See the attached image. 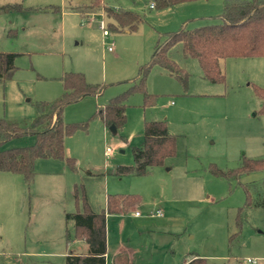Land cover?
I'll use <instances>...</instances> for the list:
<instances>
[{
    "label": "rangeland",
    "instance_id": "1",
    "mask_svg": "<svg viewBox=\"0 0 264 264\" xmlns=\"http://www.w3.org/2000/svg\"><path fill=\"white\" fill-rule=\"evenodd\" d=\"M227 1L199 0L161 11L150 8L152 0H105L116 10L142 17L131 33L109 29L111 21L103 13L83 19L68 10L71 0H57L62 17L32 20L17 34L9 33L11 28L3 32L7 19L0 17V52L18 55L13 76L0 81V119L31 124L37 102L62 95L64 73H80L87 83L105 86L100 96L64 109L66 123L87 124L65 143L77 171L64 161L42 159L30 184L22 175L0 172V264H63L69 249L82 252L87 246L66 244V232L74 236L75 229L65 214L83 212V198L101 213L108 195L116 194L138 196L140 203L124 214L108 215L107 259L124 243L141 250L137 264H180L188 252L206 264H249L248 259L264 264V172L230 181L214 174L215 169H237L245 157H264V113L256 94V88H264V57L220 60L224 80L215 82L178 45L169 57L183 71L182 80L159 67L147 78L155 105L146 106L143 93H132L126 125L116 135L95 116L130 90L162 34L184 24L188 29L220 24ZM102 23L110 31L108 38ZM112 42L114 51L109 52ZM150 121L166 122L176 153L144 175H118V167L135 165L134 148L144 143V124ZM35 140L32 135L15 138L3 149L29 147ZM107 148L113 153L106 154ZM246 188L252 204L240 214L238 229ZM157 211L162 215L155 216Z\"/></svg>",
    "mask_w": 264,
    "mask_h": 264
},
{
    "label": "trees",
    "instance_id": "2",
    "mask_svg": "<svg viewBox=\"0 0 264 264\" xmlns=\"http://www.w3.org/2000/svg\"><path fill=\"white\" fill-rule=\"evenodd\" d=\"M194 1L199 0H152L153 8L161 11ZM54 9L61 10L59 7ZM70 9L85 18L103 13L111 21L109 29L112 30L131 33L143 22L139 14L130 10H116L107 6L105 0H75ZM219 19L221 23L218 25L188 29L184 24L176 32L162 34L153 49L150 61L140 68L130 90L113 98L95 116L100 117L106 128L114 126L119 132L126 125V101L132 93H143L145 105H155V98L147 92V78L154 67H159L182 80L183 71L169 57L170 51L178 45H182L184 56L197 59L204 75L215 82L224 80L219 68L220 60L264 57V0L227 1ZM17 57L15 53L0 52V81H7L13 76ZM60 81L63 86L62 95L52 102H37V116L31 124L0 119V172L22 175L26 183L30 184L36 176L35 164L42 159L64 161L72 171H77L76 160L66 155L65 143L69 136L80 128L87 127V124L66 123L63 118L64 109L87 96H100L105 86L87 83L85 76L80 73H64ZM256 94L262 101L261 112L264 113V88H256ZM28 135L36 139L32 146L3 149L13 139ZM175 153L176 139L169 134L166 122H146L144 143L134 148L135 165L118 167L117 174L144 175L153 167L162 166L166 158ZM261 171L264 172V157H245L237 169L228 172L215 169L214 174L230 181ZM245 191L246 204L239 209L236 220L238 229L242 228L240 214L252 204L248 189ZM82 201L83 212L66 215V221L73 222L75 226V235L68 232L67 240L69 243L74 239L84 240L89 245V251L86 254L70 253L63 264H106L107 214L126 213L140 203V198L131 195H108L106 210L101 213H95L85 198ZM233 238L234 235L230 241ZM128 261L126 253H120L114 259L115 264H128ZM190 264H206V261L199 258Z\"/></svg>",
    "mask_w": 264,
    "mask_h": 264
},
{
    "label": "crops",
    "instance_id": "3",
    "mask_svg": "<svg viewBox=\"0 0 264 264\" xmlns=\"http://www.w3.org/2000/svg\"><path fill=\"white\" fill-rule=\"evenodd\" d=\"M74 1L75 0H71L70 5L68 7V10L73 12V13L78 14L83 19L87 18V20H88L89 17L85 18L80 13L74 12L70 9L72 4L74 3ZM56 3H57V0H0V17L3 15V17L7 19V25L4 28H2V31L6 32L7 28L8 29L11 28L9 30V33H13L15 31L17 34L18 29L22 32H25L27 29L25 24L31 22L32 20H35V19L38 20V18H40L39 21H41L43 17H49L52 14H55L57 16L62 17L65 12H63V9L61 7H59L61 9L60 11L55 10L54 8H58V6L55 5ZM106 5L109 6L107 3H106ZM152 5H153V2H151L150 8L154 9L152 7ZM3 32H2V34H3ZM106 129H108V128H106ZM112 152H113V150H112ZM66 155H67V152H66ZM55 161H60V160H55ZM106 206H107V202H106ZM137 212H135V214H134L135 216H136ZM68 213H75V212H67L65 214V220H66V215ZM121 214H124V213H121ZM108 215H120V214H107V216H106V241H107V236H108V230H107V228H108V223H107ZM154 215L157 216L156 214H154ZM139 216H140V213H139ZM136 217H138V216H136ZM71 223H73V222H71ZM73 226H74V224H73ZM74 229H75V226H74ZM67 234H68V231L66 232V244L67 245L71 246L72 244H74L76 242H83L87 246H83L84 251H82V252L72 251L68 248L69 251L66 254V256L69 255L70 253H74V254H86V253H88L89 245L84 240L74 239L71 243H69L67 240ZM136 237H138V235H136L135 238ZM162 243H165L164 245L166 246V242L163 241ZM151 245L154 247L155 246L154 242ZM149 246L150 245H148V249H146V251H148L150 249ZM116 250L117 251L114 253L113 257H111L110 259H107V255H108V242H107L106 264H115L114 263L115 256L120 254V253H126L127 254V256L129 258L128 264H137L136 259L138 258L139 254L141 253V250L138 247L132 246L130 244L127 245L124 243H120V245L118 246V248ZM144 253L145 252H143L141 255H143ZM150 256L152 258L154 255L151 254ZM151 258L148 260H151ZM199 258H201L199 254L188 252L186 255H183L181 257V260L179 261V263L180 264H190L192 261L199 259ZM247 263H248V261H247ZM149 264H152L151 261H149Z\"/></svg>",
    "mask_w": 264,
    "mask_h": 264
},
{
    "label": "built area",
    "instance_id": "4",
    "mask_svg": "<svg viewBox=\"0 0 264 264\" xmlns=\"http://www.w3.org/2000/svg\"><path fill=\"white\" fill-rule=\"evenodd\" d=\"M152 7H154V5H152ZM91 16H95V15H91ZM90 18V17H89ZM101 28H102V30H103V35H104V37L105 38H108V37H110V31L108 30V29H106L105 28V26H104V24L102 23L101 24ZM108 51L109 52H113L114 51V42H112L111 44H110V46H109V48H108ZM113 152H112V149H110V148H107V150H106V154H112ZM156 215L157 216H161L162 215V213L160 212V211H158L157 213H156ZM136 216H139V213L137 212L136 213ZM248 261V263H250V264H255L256 262L254 261V260H252V259H248L247 260Z\"/></svg>",
    "mask_w": 264,
    "mask_h": 264
},
{
    "label": "water",
    "instance_id": "5",
    "mask_svg": "<svg viewBox=\"0 0 264 264\" xmlns=\"http://www.w3.org/2000/svg\"><path fill=\"white\" fill-rule=\"evenodd\" d=\"M110 131L114 134V135H116L117 134V129L114 127V126H112V127H110Z\"/></svg>",
    "mask_w": 264,
    "mask_h": 264
}]
</instances>
